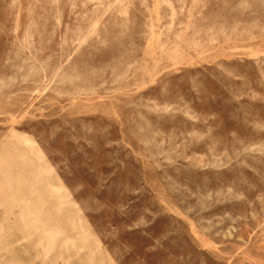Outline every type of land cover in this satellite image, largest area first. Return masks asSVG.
<instances>
[{"label": "rangeland", "instance_id": "374dc122", "mask_svg": "<svg viewBox=\"0 0 264 264\" xmlns=\"http://www.w3.org/2000/svg\"><path fill=\"white\" fill-rule=\"evenodd\" d=\"M0 264H264V0H0Z\"/></svg>", "mask_w": 264, "mask_h": 264}]
</instances>
